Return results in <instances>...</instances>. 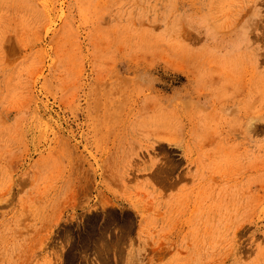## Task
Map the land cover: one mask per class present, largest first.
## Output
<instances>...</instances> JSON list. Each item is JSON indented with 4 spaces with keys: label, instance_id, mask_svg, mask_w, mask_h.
<instances>
[{
    "label": "rangeland",
    "instance_id": "1",
    "mask_svg": "<svg viewBox=\"0 0 264 264\" xmlns=\"http://www.w3.org/2000/svg\"><path fill=\"white\" fill-rule=\"evenodd\" d=\"M0 264H264V0H0Z\"/></svg>",
    "mask_w": 264,
    "mask_h": 264
}]
</instances>
